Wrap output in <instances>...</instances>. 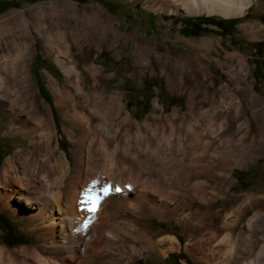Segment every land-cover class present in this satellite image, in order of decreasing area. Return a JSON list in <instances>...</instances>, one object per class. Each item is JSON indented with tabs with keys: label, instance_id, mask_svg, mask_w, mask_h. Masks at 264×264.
I'll return each instance as SVG.
<instances>
[{
	"label": "bare ground",
	"instance_id": "6f19581e",
	"mask_svg": "<svg viewBox=\"0 0 264 264\" xmlns=\"http://www.w3.org/2000/svg\"><path fill=\"white\" fill-rule=\"evenodd\" d=\"M158 1L152 0L153 4ZM171 1L173 5L156 11L236 17L243 16L254 0ZM34 7L0 22L2 34L17 25L23 29L5 42L0 34V44L6 45H0V50L8 45L15 48L13 58L6 51L0 56V116L6 120L1 125L7 127L5 134L21 136L20 144H25L0 166V209L13 214L16 211L8 207L15 200L21 216H28V230L39 243L29 264H130L135 255L142 256L145 251L162 256L179 251L181 241L177 235L163 234V230L145 224L150 216L176 222L185 231L187 243L195 242L201 232L200 242L208 241L207 253L213 258L223 257L215 264H249L251 232L245 235L240 231L234 239L230 232L246 219L249 195L237 205L238 194L222 195L229 205L215 209L211 206L221 195L219 182L202 178L208 171L219 169L223 154L234 157L228 168H240L247 160L258 162L262 158L264 166V97L247 78L246 58L236 51L226 55L228 68L234 64L237 70L234 84L222 85L221 96H215L208 85L202 87L201 82L195 87L185 86L183 78H172L168 81L171 88L187 90V111L180 113L175 108L163 116L151 114L138 121L131 118L129 111L123 112L121 93L103 87L108 78H102L103 71L91 60L93 44L107 40L111 30L108 23L93 12L89 16L96 18L82 24V33L69 32L66 38L65 30H55L56 26L45 22V5ZM49 7L53 8V4ZM245 27L248 35L260 33V26ZM32 30L45 38L50 54L66 74L68 84L49 78L48 85L73 144L72 161L65 151L58 152L52 106L41 103V112L40 103L34 99L27 63L32 53ZM212 44L214 40L206 39L201 47L208 49ZM8 95L12 98L7 100ZM154 108L161 107L155 102ZM246 112L250 116H245ZM185 131L189 133L186 146L196 151L201 144L199 151L205 156L195 169L187 163V149L179 143ZM232 148L238 152L233 154ZM224 177L229 175L225 173ZM105 185L110 188L109 194L103 196L95 212L88 211L84 194L91 189L103 195L100 190ZM259 197L264 206V196ZM200 205L207 208L202 210ZM130 213L143 223L131 219ZM262 218V213L254 211L245 225L253 231L254 223ZM241 241L244 246L239 250ZM221 243L226 246L222 248ZM22 252L26 255L28 249ZM20 257L0 245V264H28Z\"/></svg>",
	"mask_w": 264,
	"mask_h": 264
},
{
	"label": "rangeland",
	"instance_id": "374dc122",
	"mask_svg": "<svg viewBox=\"0 0 264 264\" xmlns=\"http://www.w3.org/2000/svg\"><path fill=\"white\" fill-rule=\"evenodd\" d=\"M171 3V0H159L155 4L152 0H0V22L10 20L20 11L28 13L29 9H35L34 6L43 4L45 5L43 14L45 22L51 25L50 27L56 26L55 30L59 28L62 31L65 30L66 38H68L70 37L69 32L74 35L82 33V24L96 18V16H89L91 13L99 14L108 23L111 30L107 40L93 44L91 60L95 61L103 71L102 78L105 80L108 78L103 83V87L109 92L121 93L125 105L123 112L129 111L131 118L138 121L149 118L151 114L163 116L175 108L180 113L187 111L189 104L187 90L186 88L178 90L171 88L168 81L172 78H183L185 86L195 87V84L201 82L202 87L208 85L209 90H212L215 96H221L220 92L223 93L221 87L225 82L234 84L237 65L233 64L228 68L226 55L235 51L246 58L249 71L247 78L253 82L254 90L264 97V0H254L243 16L236 17H224L220 14L209 15L207 13L186 14L182 10L177 14H165L156 11L159 7L173 5ZM49 4H53V8H50ZM213 22H220V25H214ZM248 24L260 26L259 35H248L247 27H245ZM22 31V27L17 25L12 30L6 28V35L5 33L0 34L3 35L2 39L5 42L14 39V34H20ZM222 31L223 34H219ZM91 32L93 36L96 35L94 30ZM31 34L34 40H31L32 53L27 63L34 99L40 103L38 109L41 112L43 110L41 103L52 106L59 142L58 152L65 151L72 161L71 148L73 144L64 130L66 122L59 109L54 106L52 92L48 85L49 78L56 80L59 84H68L66 74L50 54V50L45 44V38L39 37L36 30H32ZM206 39L214 40L213 47L208 49L201 47V42ZM0 45L2 48L6 46L2 43ZM6 49L0 50V56L6 51L13 58L15 56L14 46L8 45ZM206 69L207 74H203ZM87 78L92 77L88 75ZM10 98L12 96L8 95L6 99ZM155 102L161 108L155 109ZM246 109L248 111V108ZM245 116H250L249 112H246ZM5 123L4 117L0 116V166L10 154H13L16 148L20 145L25 146V144H20L21 136L5 134L7 127H1ZM184 133L180 137L181 142H178L187 149L188 153L184 154V158L187 163H190V167L195 169L201 162L200 159L205 157L201 154V150L199 151L202 145L200 144L198 150L193 151L191 146H186L189 133L188 131ZM186 134L187 136L184 137ZM235 149L232 148L233 154L238 152ZM197 153L199 154L197 155ZM189 156L190 159H188ZM221 157L222 165L219 169L214 172L208 171L210 173L207 172L205 177L202 176L208 180L210 178V180L215 179L221 187L219 190L221 195L211 207L215 209L227 207L229 201L222 196L225 194L229 197L238 194L239 199L235 205L243 200L246 194L249 195V204L245 208L246 219L254 211H259L262 213V220L257 224L254 223L255 231H250L247 228L245 219L244 223L237 224L234 226L235 228L232 227L230 232L232 231L233 239L240 231L245 235L251 232L252 242L249 244L250 247L248 246V250L251 249L249 256L251 259L247 257L250 260L249 264L264 263V250H261V245L264 246V206L259 197L264 196L263 158L258 162L254 160L253 163L250 162L251 160H247L240 168L239 166L228 168L227 165L231 163L234 157L232 154H227V156L223 154ZM225 173L229 175L227 179L224 177ZM195 174V176H199L198 173ZM228 185H230V191L227 192ZM188 189H191V186ZM12 201L13 205L8 209L17 213L9 214L7 210L0 209V245L17 254V256H21V259L24 258L22 261L29 264L36 254L39 243L36 241L35 235L28 230V221L25 218L28 216H21L22 213L15 208V200ZM194 206L198 207L199 203L195 202ZM200 207L202 210L207 208L201 205ZM130 216L131 219L143 223V220L139 221V218L133 214L130 213ZM146 219L144 220L145 224L151 228L163 230V234L177 235L181 241V247L179 251L170 252L168 256H162L155 251H145L142 256L135 255L130 264H215L223 258L220 256L213 258L207 253L208 241L200 242L201 232L196 235L198 237L195 240V242L197 241L196 244H194L195 242L187 243L183 234L185 231L173 220L170 222L161 221L156 216H150ZM223 244L225 243L220 244L222 248L226 246ZM242 244L244 241H241L239 250L243 248L244 245ZM23 248L28 249L26 255H23ZM204 253L206 257H203Z\"/></svg>",
	"mask_w": 264,
	"mask_h": 264
},
{
	"label": "snow or ice",
	"instance_id": "6c2138e0",
	"mask_svg": "<svg viewBox=\"0 0 264 264\" xmlns=\"http://www.w3.org/2000/svg\"><path fill=\"white\" fill-rule=\"evenodd\" d=\"M95 183L96 182L94 181L93 184H95ZM118 190L119 189H117V191ZM100 191H101V193H103V195L96 194V193L92 192L91 189H89L84 194L85 202L89 205L88 211H90V212H95L96 211V208H97L100 200L103 199V196H106V195L109 194L110 188H109V186L105 185V187H103Z\"/></svg>",
	"mask_w": 264,
	"mask_h": 264
},
{
	"label": "trees",
	"instance_id": "16d2710c",
	"mask_svg": "<svg viewBox=\"0 0 264 264\" xmlns=\"http://www.w3.org/2000/svg\"><path fill=\"white\" fill-rule=\"evenodd\" d=\"M219 23H220V22H213L212 24H214V25H217V26H218V25H220ZM220 27H221V26H220ZM204 31H205V30H204ZM219 34H223V31H222L221 33H219Z\"/></svg>",
	"mask_w": 264,
	"mask_h": 264
}]
</instances>
